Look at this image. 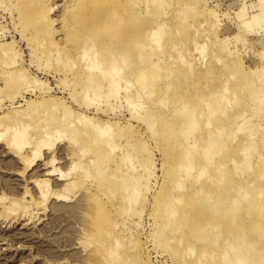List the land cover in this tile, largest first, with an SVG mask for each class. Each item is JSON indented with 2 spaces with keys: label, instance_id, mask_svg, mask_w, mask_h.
<instances>
[{
  "label": "rangeland",
  "instance_id": "obj_1",
  "mask_svg": "<svg viewBox=\"0 0 264 264\" xmlns=\"http://www.w3.org/2000/svg\"><path fill=\"white\" fill-rule=\"evenodd\" d=\"M34 1L35 0H28V2H30L31 4H33ZM52 1L53 0H51L50 2V0H48L46 2V6L49 5L47 8L49 9L50 7L51 9L49 14L47 12V18H43V20L38 23L36 22V20L41 12L40 14H36L31 10H26L24 6L26 2H24L23 0H0V54L6 52L2 50V47H4L3 44L6 45L4 47L6 48L5 50H9L11 48L9 52L7 50L9 56L6 54L5 56H2V54L0 55V74H14V79L10 80V82H8L6 86H4V80L3 83L0 80V117H12L14 115V119H19L18 126L10 125L7 130L6 128H4L6 127V124L3 125V121L2 123L0 121V126H2L0 127V147L7 145L12 136V133L15 130H24V137L27 142V144L21 150L16 149L15 146L10 147V149L8 148L9 150L5 148L0 149V207L2 208L0 209V240L6 244L5 247L0 250V264H90L91 262V264H122L124 262L123 260H126L127 258L128 260H130L129 262H126L127 264H222L223 261H221V259L223 260L225 255H233L236 252L235 249V251L230 249L231 251L228 250L224 252L226 250V243L224 240H227L226 242H228L230 241L232 236H242V238L246 236L245 238L247 239L248 244L250 242L253 243L249 245L250 247L248 246V249L254 247L253 250L251 249L252 251L249 250L246 252L248 254L247 258L251 261L250 264H264V260L263 263H260L259 261L260 259H264V223H261V220H264V213H260L261 209L264 210V79L262 80V78L260 77L261 74H257L256 72L260 68H262L261 70L262 72H264V0H162L159 3L156 2V0H118V2L123 1L122 4L125 3L126 7H128L126 9L127 12L125 10L126 13L123 12L121 14H117L118 18H121H119V20H122L123 22H118L117 24L112 26L113 28L108 31V33L110 32L109 34L106 31V34L105 32H103L105 36L103 37V39H99L98 41L95 40V42L97 43H94L95 49L92 50L96 51L94 53L100 51L102 53L104 49H102V47H100V44L98 43L102 44V41L109 40L108 46L110 47V49L104 50L102 54L105 55L106 53H108V50H111L109 51V53H111L112 50L115 49L113 50V52L115 53V59L119 58L118 66L122 64L121 61H123V58H126L124 62L127 59V62H135L136 58L134 59V57L137 55L136 52L138 53V51L143 49L144 47L145 48L142 50V52L147 53L146 51H148V53H150V51H153L151 54L158 55L152 57V60L150 61L153 62L155 60L161 59L158 60V65L160 68L159 78L161 79V81H163L161 86L164 87L166 82L170 83L171 81L172 87L167 94V97L170 96L169 99H167V106H169L170 108L169 112H166L165 109L162 108V118H154V120H152V123L155 124V126L149 122V119L146 118V116L144 118H141L142 120L137 119V121L136 118L134 119L132 114L129 115V111L131 110V108L128 107L129 105L127 103L125 104V101L129 97L135 99V95L133 93L134 91L126 90L125 93V88L122 87V89L120 90V92H122H119V96H116V92L107 93L103 89H101L102 87H104L102 84L101 88L98 87V89L95 88L92 84L91 86H86L87 83H92V81L98 80L101 76L96 74L97 71H99L98 73H101V70L99 69L97 71L95 69L94 72H80V70L83 68L80 63L86 64V62L89 63V61L93 60L92 50H89L90 53L87 55V57L89 58L86 57L85 59H80L78 56L80 54L79 52L83 53V50H85V48H88H82V46L78 44L82 33L85 31L84 28H91L89 26H92L91 23L89 24V26H86L82 23L86 21L87 23H89L90 21L88 22V20H93L92 22H94L95 18L98 15V11L90 5V0H86L89 5L85 6L80 3L82 0H54L53 3ZM107 1L117 2V0ZM49 2L52 4V7L50 6V4H48ZM89 8H91L92 14L90 13ZM87 9L89 10V12H87ZM178 9L179 11H176ZM82 11H85V13L87 12L86 14L90 13V15L87 16L85 13H81ZM144 12H148L149 14ZM69 13L71 16L69 15ZM130 13H132V15L134 14L139 20L138 27H135L137 29H133L126 24L127 19L131 17ZM127 15L128 17L126 18ZM153 15H155L156 17ZM89 16H92V19ZM44 19L45 24L43 26L42 21H44ZM52 20L55 23H52L51 31H49L48 35L40 37L35 34V29L48 26V24ZM155 22L157 25H165L164 27H162L163 33L161 38L162 42L160 41L159 45L161 46L159 47L160 49L158 47L157 49H155L156 47L151 45L152 40L147 37L144 38L141 36L143 30L146 27H156ZM141 23L143 24V26L140 25ZM194 31H196V33H194ZM114 32L118 33L119 35L115 39L110 40L109 38L112 37V33ZM138 34L140 35V38L135 40ZM132 35L134 36L132 37ZM123 42L126 44H124ZM138 43L142 46L140 45V47H138ZM177 44L178 46H175ZM135 46L141 49L137 50L135 49L137 48ZM171 47L174 49H172ZM181 47L183 49L180 52ZM78 48L82 51L77 50ZM116 48L117 52H115ZM124 49H127L128 53L120 54V51ZM128 49L130 50L128 51ZM175 49L177 50V52H180V57L182 55L181 59H183V64L181 62V59L177 58L179 55H176L177 53L174 52ZM84 52L87 53L88 51L85 50ZM165 53L169 55V58ZM105 56L102 57V55L99 54V58L102 57L100 60L104 59ZM2 57L6 59V62L5 59L4 61L3 59H1ZM107 57L108 56H106V58ZM7 58L9 59L7 60ZM9 60H13L11 62V64L13 63L12 65L10 64ZM187 61L190 63L191 69L187 68ZM124 62L123 65L126 63L124 65V67H127L126 69H128V66L129 69L136 68L137 70H139L140 68L142 70H147L149 68L148 62L142 63L138 66L139 68L136 66L138 65L137 63H132L133 65H135L133 66L131 64L133 66L132 68L130 67L129 62L128 64L127 62ZM79 65L82 67H80ZM121 66L120 68L122 69ZM208 67L210 68V70H213V76L211 77V79H209V77L204 78L201 75H198L196 77L198 71L204 73L208 69ZM100 69H102V71L104 72V69H106L105 65H101ZM126 69L124 68V70ZM20 71L24 74V78L18 81L16 79V74ZM189 71H191V73ZM250 71H253L251 72L252 74L250 73ZM181 73H184V75H180ZM262 77H264V75ZM130 79L132 82V78ZM177 79H179L180 82L176 83ZM224 82L226 83L225 85ZM195 83H197V86L200 85L201 87H197V89L196 87L193 88V85ZM187 84L189 85V88L187 87ZM224 86L228 90L224 94L226 98L223 96L222 100H229L231 102L234 101L235 105L234 103H231L227 107H225L226 110L224 108V115L219 114L218 123L225 121V117L228 121L229 118H232L235 115L244 112V119L246 117L247 120H244L243 118L237 120L232 119L234 121H231V124L228 126V128L230 127V130H228L227 128L228 131L226 130L225 133L223 132V135L225 134L224 137H228L225 140V147L223 151L220 150L217 157L215 156V161L226 162L232 159L231 161L235 162L232 166L231 171L233 179L231 190H233V192L228 191L226 192V195L236 201V205L238 207L236 216L238 219H244L245 222H242L243 224L241 225V227L228 226V220L222 218V215H220L221 217L219 218L216 214H212L210 212L211 209L207 208V206L210 207V205L206 203V210H203L201 213L202 218H196L195 211L198 210V207L195 206L194 209H186V211L188 210V212L190 213L188 214V216L184 217L185 220L183 223L188 225L185 226L183 224L184 227L177 228L176 222L177 220H180L179 217L173 219V221L171 218L168 220L166 219L167 221H165L167 209L163 204V202L165 201V198L163 197L165 191H163V188L165 185H168L166 182L167 175H165L167 171L165 169L168 167V163H170L169 160L175 159V154L168 155V147L164 143V138L168 135L166 133H169L170 131L168 129V122L172 117L170 116V114H173V116L183 114L184 112L189 111V108H191L192 105L194 106L196 101L195 99L186 97L187 102H185L186 99L184 98L183 103L185 102L187 106L189 105V107L186 106V111L185 109H183V112H181L178 111L181 103L179 101H175L177 100L175 96L176 94H179L181 91H183V94L190 97L189 95H191L195 90L201 93L203 91V96L205 98L208 97L207 93L210 89L214 88L218 90L221 87L223 88ZM162 87H159L157 89H160ZM231 91L233 92V94H231ZM253 91H255L256 94ZM16 93L17 95L12 96ZM101 93H104L105 96L101 95ZM129 93L133 94L134 96H129ZM252 93H254L255 95H251ZM99 94L101 96H98ZM232 95L235 96V98ZM257 95H261L260 97H262L263 101L256 104V102L254 101V97H256ZM53 98V104L56 103L60 105L58 108L56 107L58 111L54 106L52 107V102L49 104L42 100H53ZM104 99L107 102L105 101L103 103ZM132 99H127V101ZM73 100H75L76 103H73ZM80 100L83 101L82 105V101ZM109 100L111 101L109 102ZM138 100L139 103L137 102L138 105L135 108L136 116L143 114V110H141L140 108L143 109V107H146L150 103V101H152V98H146L143 96L138 98ZM99 101H101L102 103H99ZM106 104L108 106L111 105L110 108H108ZM43 105H45L46 107L43 108ZM100 106L103 108V110ZM64 107L67 108V113L70 112L69 116L70 114L72 115V117L70 116V119H74V117L77 116L78 112L79 115H81L82 113V115L86 118H90L92 116L91 118L95 119L96 117V119H98L99 121V124H108L109 129L107 134L109 133V131V134L111 136L116 134V132L118 134L116 135V137H114V143L115 145H117V148H119H116L118 151H115V153L113 151V154H110L112 156H110V160L107 163H104V161L102 160L100 161L101 165L103 166L102 169H106V174L104 172L103 174L101 173L102 177L99 178L100 175H96V171L93 169L90 171L91 176H87V178L89 177L91 179L83 178L82 180H80V182H78V184L75 185V188L73 186L70 189H67L66 184L68 181L75 180L74 178H76V174L79 171V167L76 168V170L74 169L75 171H70V166H72L74 163H77L78 166L85 165L84 162H86V160H88L90 156L92 157V154L89 153L83 158L78 156L80 157V159H82L80 160L77 157V152L82 148L83 144H81V141L77 140L76 143H72L71 146V142L69 141L71 139L69 138V136H66L68 137V139H65L64 130L62 131V128L64 129V126L59 123V120L63 118L62 116H65L64 114H62V112L67 114ZM99 107L101 110L99 109ZM20 109L22 110V112L20 111ZM15 110L18 111L17 115H15L16 113H13ZM96 110L99 111L95 112ZM111 111L113 112L111 113ZM174 111L175 113H173ZM20 112L23 113V116L25 114L26 119L25 116L23 119ZM51 117L52 121L53 117H55L54 122H51ZM56 117L59 120H56ZM115 117H117V119H115ZM165 119L166 121L163 122ZM160 121L163 123V126L162 124H160ZM243 121H245L244 124L249 121L248 126H250H242L241 122ZM4 123L6 122L4 121ZM237 124L240 126H238ZM147 125L152 128L154 126V128L151 130ZM237 126L238 128L242 126L244 131H242L243 129L241 130L238 128L236 130ZM42 128H45V131ZM87 128H91L90 125L89 127L87 126ZM56 129L58 130V134L56 132H53ZM149 129L153 131V133L156 132V135H153V133ZM167 129L169 131H167ZM174 130H177V126L171 131L173 132ZM238 130H241L242 132ZM149 131L151 132V135ZM227 132L228 134L230 133V135L234 133V136L236 135V139L233 138V135H229V137L228 134H226ZM46 133H54L55 135H57V137H55L56 140L55 138L50 139V141L52 140L53 142L46 141V143L49 142L48 144H52V149L48 152L47 148L43 147L41 149L42 151H40V153H42L39 157H33L34 155H32L33 158H31L30 155L32 153H30L28 149L30 150V148L38 140H41ZM170 134L172 133L170 132ZM132 135L135 136V140L132 141L133 144L131 143L129 144V146L127 145V140ZM223 135L220 136L222 137V141H224ZM249 136L252 141L254 140L255 143L253 144V147L251 149H248V151H252L255 149L256 151H252V153H250L249 151V154L248 152L244 153V155L246 154L247 156L243 158L244 155L242 156V153L244 152V150L242 151L240 142L247 137L249 138ZM218 141H221V138H219ZM65 144L67 146H65ZM61 147L63 148L61 149ZM129 148H134L132 154L135 153L133 156H130V159L131 157L135 158L133 160L129 159L124 163L118 158H121L122 154L128 151ZM239 151H242V153L239 154ZM191 152L195 154L194 155L191 153L192 156L197 157V150ZM255 154L258 156H256ZM28 157H30L31 159ZM64 158H66V160H64ZM53 159L55 160V163L51 165L49 163V160ZM196 159L197 158H194L193 161L195 162V165H197V163L198 165L193 168L192 172H190V177L188 176V174H185V177L187 175V177L189 178L187 179L186 177L184 181L186 185L184 184V187L191 186L190 183L193 184V181L198 176L202 177H199L200 182H205V180H207V178L212 174L211 168L207 167L205 169L208 174L206 176H201L199 172L202 171L199 170L202 167L203 163L201 161L198 162V160L196 162ZM242 159L249 162H247L249 164L248 171L245 170L242 165L238 167V165L236 164L239 163L240 165V161H242ZM135 161L138 164H136ZM146 165H148V167ZM235 165L237 166L234 167ZM52 166H54L56 169V171L53 172V176L44 175V172H42L41 174L40 172L38 173V168L41 169L40 171H43V169L50 170ZM105 167H107L108 169ZM137 167H139L140 169ZM242 168L245 170V172L242 170ZM145 169L146 171L148 169V171L146 172ZM241 170L244 173H241ZM59 171L68 173L67 180L58 181L56 179V174H58ZM248 172L251 174L248 175ZM198 173L200 175H198ZM240 173L242 175H240ZM234 174H236L237 176H235L238 178H236ZM131 176L137 177L138 181H140V184L138 183L137 186L139 201L135 205L126 203V206L125 202L122 201V198L125 197L124 194L127 195L128 192L133 189L134 181ZM245 176H247V178ZM102 178H108V180L106 186L101 189L103 191L101 192V194L98 193L97 186L99 179ZM41 180L47 181L49 185L48 188L50 187L49 189H45L47 192H49V194L47 195L48 198L43 201L44 203L42 202V200H40L41 198L38 194V191L34 189V187H32V184H30L33 181L41 182ZM57 182L63 183L58 184ZM80 184L82 186H79ZM120 184H124V186L122 185L123 192L121 191L122 189L119 188V186L121 187ZM125 186H127V188ZM125 189H127V191ZM159 190L161 193L159 192ZM239 190L241 192H238ZM54 193L64 195L66 193L68 201H57L56 199H54ZM97 193L101 196H96ZM182 193L183 203L192 205L200 202V198L198 199V197H192L186 191ZM244 193L245 196H247L246 199L244 198V196L242 197ZM80 194L82 196L85 194V197H88L87 200L82 196H79ZM112 194L114 196H112ZM210 194L213 195L212 193ZM219 194L223 198V193ZM103 195H105V197H103ZM89 196L93 197L90 198ZM29 197H31L32 200H30ZM179 197L181 198V196ZM219 200L220 197L217 201L218 207L222 206V200ZM40 201L43 204H41ZM11 202H13L14 204L17 203V206L15 204L13 207L15 210L10 213L15 215L21 214V220H19V223L21 224L12 225L7 222L9 220L8 218L10 214L7 212V207ZM60 203H62L63 205ZM84 207H86L87 211L84 210ZM89 207H92L95 210L92 211V209H89ZM52 208L53 210L56 209L57 211L51 210ZM21 211H24L23 216ZM90 212L93 216H90ZM122 212H124V214ZM102 216L105 217L103 218ZM25 219H28L29 221H25ZM104 219H107L108 221H104ZM187 219H189V222H187ZM190 219H192L193 222H191L192 220ZM89 222L90 224H88ZM103 222H105V224L104 228L102 229H104V231H106L107 233H111V235L95 236L94 233L96 224L100 223V225H102ZM106 222H109V224H107ZM170 222L173 224H171ZM195 222H197L196 224L200 223V225H202V228H200L206 231H211L212 229L210 228L213 227H216V229L217 227L221 228L217 229L218 231L214 228L212 230L213 232H203L204 230L201 229L198 230L199 232L196 229L192 231V228H195ZM234 222H238V220H235ZM168 225L169 227H166ZM109 226L111 228H109ZM83 227H88L86 228L87 231L85 230L84 232L85 228ZM164 227L167 228L165 229V231L162 230V228ZM256 227H258L260 230ZM90 228L91 230H89ZM91 231L94 232L92 233ZM161 231L163 234H165L163 235L164 238L162 237V234H160ZM214 231L218 233L216 234ZM171 232L172 235L169 234ZM104 235H106L105 232ZM156 235L159 236V239ZM227 235L229 236V238H227ZM203 236H205L207 240ZM160 237H162V239ZM156 238L158 240H156ZM114 239L119 243L115 251L116 253H114L116 255H119L117 258L115 257V260L119 259L116 261L113 257L114 254H112L111 252H109L108 254L109 249H111L112 251L115 250L113 248L116 246L111 242L114 241ZM170 239L172 240L171 242ZM163 241L165 243H163ZM179 241L182 244H179ZM101 243H103L102 247ZM188 248L193 250L194 252H190L189 250H187ZM90 249H92V252H89ZM110 254L113 255H111L113 257V260L110 259ZM100 256L102 258L101 261ZM117 261H119V263ZM225 262L227 261H224V263ZM227 264H229V262Z\"/></svg>",
  "mask_w": 264,
  "mask_h": 264
},
{
  "label": "bare ground",
  "instance_id": "obj_2",
  "mask_svg": "<svg viewBox=\"0 0 264 264\" xmlns=\"http://www.w3.org/2000/svg\"><path fill=\"white\" fill-rule=\"evenodd\" d=\"M16 1V0H15ZM24 2H26L25 3V9L26 10H31V11H33L34 13H36V14H40V12H41V14L38 16V18H37V20H36V22H40L41 20H43V18H47V12H48V14H49V12L51 11V9H50V7H49V9L47 8L48 6H46L47 4H46V2L48 1V0H35L34 2H33V4H31L30 2H28V0H23ZM30 1V0H29ZM54 1V0H53ZM53 1H52V3H53ZM63 1V0H62ZM131 1V0H130ZM148 1V0H147ZM160 1H162V0H156V2H160ZM13 2V1H12ZM50 2H51V0H50ZM48 3V4H50V6L52 5L51 3ZM121 2V1H120ZM120 2H118V0H117V2H113V1H110V2H108L107 0H90V5L94 8V9H96L97 11H98V15H97V17L95 18V20H94V22H92L93 20H88V22L89 23H87V21L86 22H84L83 20V22L84 23H82V24H85L86 26L88 25L89 26V24L91 23L92 24V26H89V27H91V28H88V27H85V26H83V27H85L84 28V32L82 33V35H81V38H80V40H79V42H78V44L80 45V46H82V48L84 47H88L87 49L85 48V50H87L88 52L86 53V52H84L85 50H83V53L82 52H79L80 54L78 55L79 56V58L80 59H85L86 57H87V55L90 53V51L89 50H92V49H95L94 47H95V44L97 43V42H95V40H99V39H103V37L105 36V34H106V32L108 33V31L111 29V28H113L112 26H114L115 24H117L118 22H121L120 20H119V18H118V16H117V14H121V13H126L127 12V8L128 7H126V4L124 3V4H122V2L120 3ZM80 3H82V5H89L87 2H86V0H82ZM127 3V2H126ZM11 4H13V3H11ZM184 4V3H183ZM140 6V5H139ZM138 6V7H139ZM52 7V6H51ZM81 9H83V8H81ZM90 9V13H91V8H89ZM88 10V9H87ZM125 10H126V12H125ZM145 11H146V9H145ZM176 11H179V9L178 10H176ZM87 12H89V10L87 11ZM86 12V13H87ZM141 12V11H140ZM81 13H85V11L83 12H81ZM85 13V14H86ZM90 13L89 14H86L87 16L88 15H90ZM144 13H148V12H144ZM209 13V12H208ZM21 14V13H20ZM78 14V13H77ZM92 14V13H91ZM131 14V17H129L128 19H127V22H126V24H127V26H129V27H132L133 29L135 28V27H138V25H139V20L137 19V17L133 14L132 15V13H130ZM142 14V13H141ZM149 14V13H148ZM261 14V13H260ZM47 15V16H46ZM69 15H70V13H69ZM152 15V14H151ZM24 16H25V14H24ZM71 16V15H70ZM153 16H155V15H153ZM180 16V15H179ZM18 17H20V16H18ZM82 17H83V15H82ZM86 17V16H85ZM90 17V16H89ZM128 17V15L126 16V18ZM156 17V16H155ZM45 18V19H46ZM88 18V17H87ZM91 19H92V16L90 17ZM212 18V17H211ZM22 19V18H21ZM45 19H44V21H42L43 22V26H44V22H45ZM51 19V18H50ZM121 19V18H120ZM84 20H86V19H84ZM123 22V21H122ZM121 22V23H122ZM147 22H149V21H147ZM151 22V21H150ZM52 23L54 24L55 22H53V20L48 24V26H46V27H42V28H37V29H35L34 30V32H35V34L37 35V36H40V37H43V36H45V35H48V33H49V31H51V25H52ZM147 24V23H146ZM153 24V23H152ZM155 24H156V22H155ZM39 25V24H38ZM80 25V24H79ZM140 25H142L143 26V24L141 23ZM165 25H157L156 24V27H154V28H148V27H146L144 30H143V32H142V34H141V36L142 37H144V38H149L150 40H152V44L151 45H153L154 47H156L155 49H157V47L159 48V47H161V46H159L160 45V41L162 42V40H161V38H162V27H164ZM201 26V25H200ZM39 27V26H38ZM62 27H64V26H62ZM61 27V28H62ZM118 27V26H117ZM117 27H115V28H117ZM213 27V26H212ZM212 27H210V28H212ZM68 29V28H67ZM135 29H137V28H135ZM139 29V28H138ZM177 29V28H176ZM175 29V30H176ZM62 30H64V29H62ZM80 30H82V29H80ZM115 30V29H114ZM70 31V30H69ZM106 31V32H105ZM112 31V30H111ZM133 31H136V30H133ZM64 32V31H63ZM103 32H105V34L103 33ZM138 32V31H137ZM74 33V32H73ZM76 33V32H75ZM103 33V34H102ZM110 33V32H109ZM108 33V34H109ZM194 33H196V31H194ZM197 33H198V31H197ZM207 33V32H206ZM113 35H112V37L111 38H109L110 40L111 39H115L116 37H118V33H112ZM133 34V33H132ZM103 35V36H102ZM135 35H137V34H135ZM196 35V34H195ZM134 35H132V37H133ZM102 37V38H101ZM121 37H123V36H121ZM168 37V36H167ZM197 37V36H196ZM140 38V35L138 34V36L135 38V40L136 39H139ZM206 38V37H205ZM204 38V39H205ZM127 39H128V37H127ZM142 39V38H141ZM108 41L109 40H107V41H102L103 43L101 44V43H98V44H100V47H102V49H104V50H107V49H110V47L108 46L109 45V43H108ZM151 42V41H150ZM95 43V44H94ZM115 43V42H114ZM124 43V42H123ZM179 43V42H178ZM183 43V42H182ZM39 44H40V42H39ZM97 44V45H98ZM122 44V43H121ZM120 44V45H121ZM124 44H126V43H124ZM139 44V43H138ZM175 44V43H174ZM192 44H193V42H192ZM8 45V44H7ZM135 45V44H134ZM140 45L141 44H139V46L138 47H140ZM219 45V44H218ZM3 46L5 47L6 45L5 44H3ZM11 46V45H10ZM36 46V45H35ZM34 46V47H35ZM38 46H41V45H38ZM77 46V45H76ZM142 46V45H141ZM166 46H168V45H166ZM174 46V45H173ZM175 46H178V44L177 45H175ZM181 46V45H180ZM183 46V45H182ZM194 46V45H193ZM4 47H2L1 49L3 50V51H6V52H4L3 54H2V56H5V54L6 55H8V53H7V50H5L6 48H4ZM33 47V46H32ZM70 47V46H69ZM109 47V48H108ZM135 47H137V46H135ZM135 48V49H141V48ZM195 47V46H194ZM218 47V46H217ZM12 48H13V45H12ZM81 48V49H82ZM99 48V47H98ZM118 48V47H117ZM117 48H116V51L115 52H117ZM145 48V47H144ZM143 48V49H144ZM172 48V47H171ZM180 48V47H179ZM11 49V48H10ZM10 49L8 50V52L10 51ZM44 49V48H43ZM100 49V48H99ZM123 49V48H122ZM143 49H141V50H139L138 51V53L136 52V51H134V52H136V56L134 57V59L136 60L135 62H129L130 63V67H132L133 68V66H135V65H133L134 63L136 64H138V65H136L137 67L139 66V65H141L142 63H145V62H148L149 63V68L146 70V69H139V70H137L136 68V70L135 69H129V66H128V69H126L127 67H124V65L126 64L125 62H127V60L124 62V60L126 59H124L123 58V61H121V67H122V69L120 68V66H118V60H119V58L118 59H115V53L113 52V50H115V49H113L112 50V52L111 53H113V54H111V53H109V51H111V50H108V53H109V55H108V53H106L105 54V52H104V54L106 55V56H108L107 58H106V56L105 55H103L102 53H103V51H102V53H101V51L100 52H97V53H94V52H96V51H94V50H92V61H89V63H87L86 62V64L85 63H83V64H81L80 63V65H82L83 66V68L80 70V72L81 73H86L87 71H89V72H91V71H95V69H96V71L99 69V70H101V73H103V74H101V73H98L99 71H97V73L96 74H98V75H101L100 77H99V79L98 80H94V81H92V83H87V85L86 86H91V84L95 87V88H97L98 89V87L99 88H101V86L103 85L104 87H102L101 89H103L105 92H107V93H115L116 92V96H119V94L122 92H120V90L122 89V87H124L123 89L125 90V93H126V90H132V91H134L133 93H134V95H135V99L133 98H127V99H132V100H129V101H127V99H126V101H125V104L127 103L128 105V107H130L131 108V110L129 111L130 112V114L129 115H131L132 114V116L134 117V119L136 118V120L137 119H141V118H144L145 116H146V118H148L149 119V122L150 123H152V120H154V118H162V113H161V111H162V108L163 109H165V111L166 112H169V106H167V104H168V100L167 99H169V97H167V94L169 93V91H170V89H171V87H172V84H171V81H170V83L168 82H166V84L164 85V87H162L161 85H162V83H163V81H161V79L159 78L160 77V75H159V72H160V68H159V65H158V60H161V59H158V60H155V61H150V60H152V57H154L155 55L156 56H158L157 54H151L152 52L150 51V53H148V51H146L147 53H144V52H142V50ZM160 49V48H159ZM158 49V50H159ZM172 49H174V48H172ZM183 48L181 47V49H180V52H181V50H182ZM77 50H79V48L77 49ZM130 49H128V51H129ZM2 51V52H3ZM12 51V50H11ZM79 51H82V50H79ZM78 52V51H77ZM174 52L175 53H177L176 55L178 56L179 55V51L177 52V50L175 49L174 50ZM228 52V51H227ZM14 53V52H13ZM101 54L102 55V57L103 56H105V58L104 59H102V60H100L101 58H99V54ZM121 53H125V54H127L128 52H127V49H124V50H122V51H120V54ZM163 53V52H162ZM183 53V52H182ZM181 53V54H182ZM0 54V55H1ZM93 54H94V56H93ZM160 54H161V51H160ZM166 54V53H165ZM116 55H117V53H116ZM167 55V54H166ZM9 56V55H8ZM7 56V57H8ZM38 56H39V54H38ZM42 56V55H41ZM123 56H125V55H123ZM168 56V58H169V55H167ZM175 56V55H174ZM176 56V57H177ZM11 57V56H10ZM12 57H13V55H12ZM118 57V56H117ZM162 57V56H161ZM171 57V56H170ZM184 57V56H183ZM87 58H89V57H87ZM128 58H131V57H128ZM178 59L180 58H182V55H181V57H180V55L177 57ZM1 59H3V61H4V57H2ZM9 58H7V60H8ZM43 59V58H42ZM79 59V60H80ZM156 59V58H155ZM173 59H174V57H173ZM14 60V59H13ZM12 60V61H13ZM34 60V59H33ZM68 60V59H67ZM175 60H177V59H175ZM12 61H10L9 60V62H10V64H11V62ZM86 61V60H85ZM189 61H191V60H189ZM5 62H6V59H5ZM8 62V61H7ZM123 62L125 63L124 65H123ZM128 62H127V64H128ZM164 62V61H163ZM181 62H182V64H183V59H181ZM67 63V62H66ZM71 63V62H70ZM76 63V62H75ZM133 63V64H132ZM174 63V62H173ZM185 63V62H184ZM8 64V63H7ZM13 64V63H12ZM11 64V65H12ZM133 66H132V65ZM186 64V63H185ZM77 65V64H76ZM79 65V66H80ZM101 65H105V67H106V69H104V72L102 71V69H100L101 68ZM171 65V64H170ZM6 66H8V65H6ZM78 66V67H79ZM82 66H80V67H82ZM104 67V66H103ZM169 67V66H168ZM171 67V66H170ZM226 67V66H225ZM124 68L126 69V70H124ZM139 68V67H138ZM187 68L188 69H191L190 68V63L187 61ZM170 69V68H169ZM187 69V70H188ZM262 68H260V69H258V71H256L257 72V74H261L262 76L264 75L263 73L264 72H262V70H261ZM1 70V69H0ZM166 70V69H165ZM186 70V71H187ZM10 71V70H9ZM212 71L213 70H210V68L208 67V69L204 72V73H201V71H198L197 72V75H196V77L198 76V75H201V76H203L204 78L206 77V78H208L209 77V79H211V77L213 76L212 75ZM263 71H264V69H263ZM92 72V73H93ZM190 73H191V71H189ZM251 72H253V71H250V73ZM262 72V73H261ZM14 73V72H13ZM185 73V72H184ZM184 73H181L180 75H184ZM219 73V72H218ZM255 73V72H254ZM253 73V74H254ZM94 74V73H93ZM252 74V73H251ZM13 75L14 74H10V73H7V74H5V75H1L0 74V80L2 81V83H3V80H4V82H5V84H4V86H6L7 84H8V82H10V80H12V79H14L13 78ZM77 75V74H76ZM191 75V74H190ZM260 75V77L262 78V80L264 79V77H262ZM16 76H17V80L18 81H20V80H22L24 77V74L20 71V72H17V74H16ZM15 76V77H16ZM256 76V75H255ZM70 77V76H69ZM72 77V76H71ZM179 77V76H178ZM230 77H232V76H230ZM249 77V76H248ZM257 77V76H256ZM74 78V77H73ZM79 78V77H78ZM130 78H132V82H131V79ZM201 78V77H200ZM143 79H144V81H143ZM167 79V78H166ZM65 80V79H64ZM83 80V79H82ZM188 80V79H187ZM218 80V79H217ZM261 80V79H260ZM261 80V81H262ZM17 81V82H18ZM81 81V80H80ZM260 81V82H261ZM16 82V83H17ZM23 82V81H22ZM72 82V81H71ZM177 82H180V80L179 79H177V81H176V83ZM226 82V81H225ZM224 82V85L227 83H225ZM25 83V82H24ZM183 83V82H182ZM19 84V83H18ZM75 84H77V83H75ZM102 84V85H101ZM124 84V85H123ZM200 84V83H199ZM204 84V83H203ZM67 85H69V84H67ZM183 85V84H182ZM205 85V84H204ZM203 85V86H204ZM239 85V84H238ZM19 86H21V85H19ZM208 86V85H207ZM221 86H222V84H221ZM254 86V85H253ZM72 87V86H71ZM159 87H162V88H160V89H157V88H159ZM187 87L189 88V85L187 84ZM194 87H196V89H197V87H201L200 85L199 86H197V83H195L194 85H193V88ZM228 87V86H227ZM236 87V86H235ZM259 87V86H258ZM88 88V87H87ZM185 88V87H184ZM204 88V87H203ZM216 88H218V87H216ZM71 89V88H70ZM183 89V88H182ZM186 89V88H185ZM205 89H206V87H205ZM228 89L224 86L223 88L221 87L220 89H218V90H216V89H214V88H212V89H210L209 90V92L207 93V95H208V97H205L204 98V96H203V91H202V93L201 92H197V91H193V93L191 94V95H189L190 97H188L187 95H185V94H183V91H181L179 94H176V96H175V98L177 99V100H175V101H179L181 104H180V106H179V108H178V111H181V112H183V109H185L186 108V103L185 102H187V98H190V99H195V104H194V106L192 105L191 106V104H190V106H191V108H189V111H186V109H185V111L186 112H184L183 114H179V115H174L173 116V114H170V116H172L171 117V120L168 122L169 123V125H168V129L170 130H168L167 129V131H169V133H166V134H168L167 135V137H165L164 138V143L166 144V146L168 147L167 148V151H168V155H173V154H175V159H172V158H170V159H172V160H169V162L170 163H168V167L165 169L167 172L165 173V175H167V184L168 185H165L164 186V188H163V191H165V193L163 194V197L165 198L164 200V202H163V204H164V206L166 207V209H167V215H166V217H165V221H167L168 219H172V221H173V219H176L177 217H179L180 218V220H177V222H176V226H177V228H182V227H184L183 226V222H184V220H185V218L184 217H186V216H188V214L190 213V212H188V210L186 211V209H194L195 208V206L196 207H198V210L197 211H195L194 213H195V215H196V218L198 219V218H202L201 217V213H202V211L203 210H206V203L207 204H209L210 205V207H208L207 206V208L208 209H211V213L212 214H216L217 215V217H221L220 215H222L223 217L222 218H224V219H227L228 220V226H231V227H233V226H236V227H241V225L243 224L242 222H245V220L244 219H242V218H240V219H238L237 218V216H236V214H237V212H238V207H237V205H236V201L233 199V198H230L229 196H227L226 195V192H228V191H232L233 192V190H231L232 189V185H233V179H232V173H231V171H232V166L234 165V161H222V162H216L215 161V156L217 157L218 156V154H219V152H220V150H222L223 151V149H224V145H225V140L228 138H225L224 137V135H223V132L225 133V131L227 130V128H228V126L231 124V121H234V120H237V119H240V118H243L244 119V114H245V112L244 113H239V114H237V115H235L234 117H232V118H229L228 119V121L226 120V117H225V121H223V122H221V123H218V116H219V114H221V115H224L223 113H224V108L225 107H227L229 104H233L234 103V105H235V102L233 101V102H231V101H229V100H227V101H223L222 99V97L224 96V94L226 93V91H227ZM241 90H243V89H241ZM25 91V90H24ZM100 91V90H99ZM128 91V92H129ZM200 91V90H199ZM233 91V90H232ZM231 91V94H233V92ZM14 92H15V90H14ZM13 92V93H14ZM69 92V91H68ZM73 92V91H72ZM71 92V93H72ZM79 92V91H78ZM104 92V93H105ZM120 92V93H119ZM255 94H256V92L255 91H253ZM9 93V92H8ZM104 93H101V95H104L105 96V94ZM130 93H132V92H130ZM128 94L129 96L131 95V97H132V95L133 94ZM200 93V94H199ZM243 93V92H242ZM254 93H252L251 95H253ZM258 93V92H257ZM173 94V93H172ZM254 94V95H255ZM260 94V93H259ZM15 95H17V93L16 94H13L12 96H15ZM100 94L98 95V96H101ZM111 95V94H110ZM133 95V96H134ZM185 95V96H184ZM94 96H96V95H94ZM126 96V95H125ZM146 97V98H152V101H150V103L146 106V107H143V109L142 108H140L141 110H143V114L141 115H135V108H136V106L138 105V101L140 100H138V98H140V97ZM233 96V95H232ZM261 96V95H260ZM259 95H257L256 97H254V101L256 102V104L257 103H259V102H262L263 101V99H262V97H260ZM70 97V96H69ZM187 97V98H186ZM225 97V96H224ZM234 98H235V96H233ZM101 98V97H100ZM104 98V97H103ZM102 98V99H103ZM186 99L185 100V104L183 103V99ZM207 98V99H206ZM226 98V97H225ZM71 99H73V98H71ZM74 99H75V97H74ZM125 99V98H124ZM249 99V98H248ZM43 101H45V102H47V103H51L52 101H54V98H53V100H45V99H42ZM108 100V99H107ZM146 100V99H145ZM233 100V99H232ZM235 100V99H234ZM80 101H82V100H80ZM103 101V100H102ZM106 100L104 99V101H103V103L105 102ZM111 100H109V102H110ZM118 101V100H117ZM174 101V102H175ZM32 102V101H31ZM33 102H36V101H33ZM75 102V100H73V103ZM107 102V101H106ZM138 102V103H137ZM178 102V103H179ZM194 102V101H193ZM28 103V102H27ZM26 103V104H27ZM76 103V102H75ZM99 103H102L101 101H99ZM172 103V102H171ZM51 104H53V102L51 103ZM83 104V101L81 102V105ZM111 104V103H110ZM177 104V103H176ZM101 105V104H100ZM41 106V105H40ZM59 107L60 105L59 104H53L52 105V107ZM63 106V105H62ZM80 106V105H79ZM92 106V105H91ZM103 106H105V105H103ZM106 106H108L107 104H106ZM111 106V105H110ZM110 106H108V108H110ZM142 106V105H141ZM46 106L45 105H43V108H45ZM81 107V106H80ZM94 107V106H93ZM101 107V106H100ZM100 107H99V109H100ZM187 107H189V105L187 106ZM234 107V106H233ZM56 108V109H57ZM113 108H114V106H113ZM64 109H65V111H66V113L68 112L67 111V108H65L64 107ZM101 109L103 110V108L101 107ZM100 109V110H101ZM104 109H105V107H104ZM139 109V108H138ZM180 109V110H179ZM228 109V108H227ZM230 109V108H229ZM18 110V109H17ZM70 110V109H69ZM80 110V109H79ZM111 110V109H110ZM110 110H108V111H110ZM225 110H226V108H225ZM12 111V110H11ZM20 111L22 112V110L20 109ZM57 111H58V109H57ZM62 111H64V110H62ZM97 111H99V110H96L95 112H97ZM107 111V112H108ZM114 111V110H113ZM113 111H111V113L113 112ZM140 111V110H139ZM177 111V110H176ZM18 111H14L13 113H16L15 115H17L18 113H17ZM20 112V113H21ZM47 112V111H46ZM45 112V113H46ZM70 113V112H69ZM69 113H67V114H65V113H63L62 112V114H64L65 116H62L63 118H61V120H59V119H57V117H56V120H59V123H61L62 124V126H64V129L62 128V131L64 130V133H65V139H68V137H66V136H69V138L71 139V140H69L70 142H71V146H72V143H76V141L77 140H80L81 141V144H83L82 145V148L80 149V151H78L77 153V157L78 156H80L81 158H83V157H85V156H87V154H89V153H91L92 154V157L90 156V158L88 159V160H86V162H84L85 163V165H83V166H78V164L77 163H74L72 166H70V168H69V170L70 171H72V170H76V168H78L79 169V171L77 172V174H76V178H74L75 180H71V181H68L67 182V184H66V187H67V189H70V188H72L73 186H74V188L76 187L75 185L76 184H78V182H80V180H82L83 178H87V176H89L90 175V171L91 170H95L96 171V175H100L99 176V178L100 177H102L101 175L103 174V172L106 174V169L105 170H103L102 169V165H101V160L102 161H104V163H107L109 160H110V156H112V155H110V154H113V151H114V153H115V151H118L117 149H119V148H117V145H115V143H114V137H116V135H118L117 134V132H116V134H114V135H110L109 133H110V131H109V135L107 134V132H108V129H109V126H108V124H105L104 123V125H102V124H99V121H98V119H96V117H95V119L94 118H86V117H84L83 115H82V113H81V115L83 116H81V115H79V112H78V114H77V116L76 117H74V119H70V116L72 117V115L70 114V116H69ZM73 113V112H72ZM91 113V112H90ZM102 113V112H101ZM173 113H175V111L173 112ZM179 113V112H178ZM186 113V114H185ZM3 114V113H2ZM23 113H21V116L23 117V119H24V116H25V114H24V116L22 115ZM59 114V113H58ZM61 114V115H62ZM9 115V114H8ZM28 115V114H27ZM55 115H57V114H55ZM85 115V114H84ZM102 115V114H101ZM107 115V114H106ZM117 115V114H116ZM234 115V114H233ZM44 116V115H43ZM115 116V115H114ZM226 116V115H225ZM14 117V115L12 116V117H6V116H3V117H0V121H1V123H2V121H3V125L4 124H6V127H4V128H6V130L9 128V126L11 125V126H13V125H16V126H18V124H19V119H14L13 118ZM21 117V118H22ZM87 117H88V115H87ZM106 117V116H105ZM236 118V119H235ZM25 119H26V116H25ZM54 119H55V117H53V121H52V117H51V122H54ZM115 119H117V117H115ZM232 119H234V120H232ZM245 119H246V117H245ZM244 119V120H245ZM55 120V121H56ZM133 120V119H132ZM142 120V119H141ZM144 120V119H143ZM145 120H147V119H145ZM247 120V119H246ZM4 121L6 122V123H4ZM45 121V120H44ZM107 121V120H106ZM138 121V120H137ZM166 121V119L163 121V122H165ZM161 122V121H160ZM244 122L245 121H243V122H241L242 124V126L243 125H245V127H246V125H247V127H249L248 126V122L247 123H245L244 124ZM58 123V124H59ZM101 123H102V121H101ZM143 123H145V122H143ZM147 123V122H146ZM233 123V122H232ZM1 124V125H2ZM56 124H57V122H56ZM153 124V123H152ZM158 124V123H157ZM160 124H162V126H163V123L161 122ZM236 124V123H235ZM89 125H90V127L91 128H87V126L89 127ZM117 125V124H116ZM154 126H155V124H153ZM153 125H151V126H153ZM238 125V124H237ZM36 126V125H35ZM62 126H60V127H62ZM148 127H149V125H147ZM154 126H153V128H154ZM166 126V125H165ZM177 126V130H174L173 132L171 131V130H173L175 127ZM238 126H240V125H238ZM238 126L236 127V130H237V128H238ZM242 126L241 127H239L238 129H243L242 128ZM257 126V125H256ZM0 127H2V126H0ZM50 127V126H49ZM83 127H85V128H83ZM132 127V126H131ZM232 127V126H231ZM264 127V126H263ZM58 128H59V126H58ZM116 128V127H115ZM122 128V127H121ZM146 128V127H145ZM151 130L153 129L152 127H149ZM167 128V127H166ZM230 128V127H229ZM228 128V130H230ZM42 129H44V131H45V128H42ZM51 129V128H50ZM111 129V128H110ZM148 129V128H147ZM149 129V130H150ZM232 129V128H231ZM248 129V128H247ZM4 130V129H3ZM39 130V129H38ZM48 130V129H47ZM116 130V129H115ZM125 130V129H124ZM150 130V131H151ZM192 130H196V131H192ZM227 130V131H228ZM241 130H238V131H241ZM252 130V129H251ZM58 130L56 129L55 131H53V132H56L57 134H58V132H57ZM149 131V132H150ZM242 131H244V129L242 130ZM241 131V132H242ZM250 131V130H249ZM113 132V131H112ZM121 132V131H120ZM152 133H153V131H151ZM151 132H150V135H151ZM170 132L172 133V134H170ZM189 132H191V133H189ZM230 132V131H229ZM233 132V131H232ZM235 132H237V131H235ZM255 132V131H254ZM264 132V131H263ZM155 133V134H154ZM153 133V135H156V132H154ZM158 133V132H157ZM188 133V134H187ZM260 133V132H259ZM262 133V132H261ZM63 134V133H62ZM61 134V135H62ZM165 134V133H164ZM226 134H228V132L226 133ZM250 134V133H249ZM248 134V135H249ZM54 133H46V134H44V137L41 139V140H38L31 148H30V150L28 149V151L30 152V153H32L31 155H30V157L31 158H33V157H35V156H37V157H39L40 156V154L42 153H40V151H42L41 149L43 148V147H46L47 148V151L49 152L52 148V144H48V143H46V141H50V139H54L55 137H57V135H55ZM107 135V136H106ZM223 135V139H224V141H222V137H220V136H222ZM230 135V133L228 134V136ZM232 135H233V138L234 139H236L235 138V136H234V133H232ZM232 135H230V136H232ZM143 136V135H142ZM229 136V137H230ZM33 137H35V136H33ZM58 137H59V135H58ZM134 135H132V136H130V138H128V140H127V145H129V144H131L132 143V141H134L135 139H134ZM150 137V136H149ZM155 137V136H154ZM140 138V137H139ZM219 138H221V141H218V139ZM232 138V139H233ZM249 138H250V136H249ZM248 137L246 138V139H244V140H242L241 142H240V146H241V149H242V151L244 150V152L242 153V151L239 153V154H241L242 153V156L244 155V153H247L248 152V154H249V151H250V153H252V151H256V149L255 150H249L248 151V149H251L252 147H253V144L255 143L254 142V140L252 141L251 140V138L249 139ZM58 139V138H57ZM60 139V138H59ZM55 140H56V138H55ZM55 140H54V142H55ZM137 140V139H136ZM125 141V140H124ZM229 141V140H228ZM227 141V142H228ZM233 141V140H232ZM50 142H53L52 140L50 141ZM65 143V142H64ZM141 143H143V142H141ZM140 143V144H141ZM27 144V142H26V140H25V137H24V130H18V131H14L13 133H12V136H11V138H10V140L8 141V143H7V145L6 146H3V147H0V149H3V148H5V149H7V150H9L10 149V147H16V149H22L25 145ZM133 144V143H132ZM137 144V143H136ZM75 145V144H74ZM73 145V146H74ZM144 145V144H143ZM245 145V146H244ZM65 146H67L66 144H65ZM70 146V145H69ZM130 146V145H129ZM262 146V145H261ZM139 147V146H138ZM142 147V146H141ZM141 147H140V149H141ZM254 147H256V146H254ZM9 148V149H8ZM63 147H61V149H62ZM73 148V147H72ZM117 148V149H116ZM143 148H145V147H143ZM230 148V147H229ZM66 149V148H65ZM133 149L134 148H129V150L128 151H126V152H124L123 154H122V156H121V158H118V159H120V161H123L124 163L126 162V161H128L129 159H130V156L132 155H134L135 153H133L132 154V152H133ZM193 149V150H192ZM7 150H5V151H7ZM27 150V149H26ZM46 150V149H45ZM71 150V149H70ZM189 150H191V151H196L197 150V157H195V156H192V154H194L193 152H191V151H189ZM57 151V150H56ZM59 151V150H58ZM66 151H68V150H66ZM75 151V150H74ZM60 152V151H59ZM61 152H62V150H61ZM144 152H145V150H144ZM54 153V152H53ZM67 153H69V152H67ZM192 153V154H191ZM146 154V153H145ZM32 155H34L33 157H32ZM61 155V154H60ZM69 155V154H68ZM143 155H144V153H143ZM195 155V154H194ZM256 155V154H255ZM15 156V155H14ZM21 156H23V155H21ZM63 156V155H62ZM118 156H119V154H118ZM140 156V155H139ZM138 156V157H139ZM147 156V155H146ZM241 156V155H240ZM239 156V157H240ZM247 155L245 154L244 156H243V158H245ZM249 156V155H248ZM256 156H258V155H256ZM30 157H28V158H30ZM42 157V156H41ZM49 157V156H48ZM47 157V158H48ZM80 157H78L79 159H80ZM144 157V156H143ZM197 158L196 159V162H197V160H198V162L199 161H201L202 163H203V165H202V167L200 168V170L199 171H202V172H199L200 174H201V176H206L207 174H208V172L206 171V169L205 168H211V170H212V174H211V176H209L208 178H207V180H205V182H200L199 181V179L200 178H202V177H200V176H198L194 181H193V184L192 183H190L191 184V186H189V187H184V181H185V179H186V177H187V175H186V177H185V174H188V176L190 177V172H192V170H193V168H195L197 165H198V163H197V165H195V162L193 161V159L194 158ZM220 157V156H219ZM235 157V156H234ZM27 158V159H28ZM30 158V159H31ZM135 157H131V159L133 160ZM248 158V157H247ZM260 158H262V157H260ZM26 159V158H25ZM56 159V158H55ZM86 159V158H85ZM130 159V160H131ZM249 159V158H248ZM48 160V159H47ZM64 160H66V158H64ZM80 160H82V159H80ZM80 160H78V161H80ZM257 160V159H256ZM75 161H77V160H75ZM64 162V161H63ZM74 162V161H73ZM129 162H132V161H129ZM134 162V161H133ZM138 162V161H137ZM248 161H244L243 159H242V161H240V165H239V163H236L237 165H238V167L239 166H241L242 165V167H244V169L245 170H247L248 171V166H249V162L247 163ZM49 163L51 164V165H53L54 163H55V160L53 159V160H49ZM83 163V162H82ZM121 163V162H120ZM135 163H136V161H135ZM149 163V162H148ZM227 163H229V164H227ZM118 164V163H117ZM133 164V163H132ZM136 164H138V163H136ZM263 164H264V162H263ZM23 165V164H22ZM134 165V164H133ZM149 165V164H148ZM148 165H146L147 167H148ZM164 165V164H163ZM237 165H235L234 167H236ZM256 165V164H255ZM150 166V165H149ZM117 167H119V166H117ZM123 167H124V165H123ZM122 167V168H123ZM126 167V166H125ZM135 167V166H134ZM230 167H231V169H230ZM238 167H237V169H238ZM264 167V166H263ZM37 168V167H36ZM105 168H107V167H105ZM137 168H139V167H137ZM164 168V167H163ZM198 168V167H197ZM108 169V168H107ZM114 169V168H113ZM119 169V168H118ZM117 169V170H118ZM140 169V168H139ZM243 168H242V170L245 172V170H244ZM258 169V168H257ZM9 170V169H8ZM38 173L40 172V174L42 173V172H44V175H49V176H53V172L54 171H56V169H55V167L54 166H52L51 167V169L50 170H44L43 169V171H40L41 169H39L38 168ZM74 170V171H75ZM116 170V171H117ZM136 170V169H135ZM164 170V171H165ZM242 170H241V173H244V172H242ZM35 171V170H34ZM145 171H146V169H145ZM147 171H148V169H147ZM146 171V172H147ZM185 173H184V172ZM207 172V173H206ZM249 172H250V169H249ZM247 173L248 175L249 174H251V173ZM37 173V174H38ZM58 173V172H57ZM102 173V174H101ZM124 173V172H123ZM140 173V172H139ZM143 173V172H142ZM198 173V175H200ZM204 173H206V174H204ZM240 173V175H242ZM104 174V175H105ZM121 174V173H120ZM148 174V173H147ZM146 174V175H147ZM203 174V175H202ZM57 175V180L58 181H60V180H62V181H65V180H67V177H68V173L67 172H60L59 171V173L58 174H56ZM236 174H234V176H235ZM245 175H246V173H245ZM91 176V175H90ZM130 176V175H129ZM233 176V177H234ZM237 176V175H236ZM235 176V177H236ZM149 177V176H148ZM148 177H146V178H148ZM189 177H187V179L189 178ZM200 177V178H199ZM246 178H247V176H245ZM131 178H133V181H134V185H133V189H131V191H129L128 192V194L127 195H125L124 194V196L125 197H123L122 198V201L123 202H125V204L126 203H129V204H131V205H135L138 201H139V193H138V190H137V186H138V183L140 184V181H138V179H137V177H134V176H131ZM146 178H144V179H146ZM236 178H238V177H236ZM87 179H91V178H87ZM86 179V180H87ZM92 179H93V177H92ZM110 179V178H109ZM122 179H123V177H122ZM95 180V179H94ZM93 180V181H94ZM107 180H108V178H102V179H99V181H98V186H97V188H98V193H101V192H103L101 189L104 187V186H106V183H107ZM141 180V179H140ZM166 180V179H165ZM164 180V181H165ZM238 180V179H237ZM246 180V179H245ZM52 181H53V179H52ZM92 181V182H93ZM124 181V180H123ZM251 181H253V180H251ZM28 182V181H27ZM56 183V182H55ZM58 183V182H57ZM59 183H63V182H59ZM58 183V184H59ZM66 183V182H65ZM126 183V182H125ZM124 183V184H125ZM146 183V182H145ZM246 183V182H245ZM30 184H32V187H34V189H36L37 191H38V194L40 195V200H42V202L43 201H45L46 200V198H48L47 197V195L49 194V192H47L45 189L46 188H48V182L47 181H42L41 180V182H39V181H33L32 183H30ZM57 184V185H58ZM124 184H120L121 185V187L119 186V188H121L122 189V185L124 186ZM249 184H251V183H249ZM56 185V184H55ZM91 185V184H90ZM127 185H128V183H127ZM186 185V184H185ZM79 186H82L81 184L79 185ZM93 186V185H92ZM61 187V186H60ZM126 188H127V186H125ZM124 187V188H125ZM141 187H142V185H141ZM143 187H145V186H143ZM50 188V187H49ZM48 188V189H49ZM87 188V187H86ZM243 188V187H242ZM88 189V188H87ZM95 189V188H94ZM120 189V190H121ZM130 189V188H129ZM239 189V188H238ZM63 190H64V187H63ZM73 190H75V189H73ZM108 190V189H107ZM126 191H127V189H125ZM53 191H54V189H53ZM95 191V190H94ZM119 191V190H118ZM118 191H117V193H118ZM122 192H123V189L121 190ZM187 192L188 194H190L192 197H198V199L200 198V202H198L197 204H187V203H183V193L182 192ZM58 192V191H57ZM60 192V191H59ZM62 192V191H61ZM65 192V191H64ZM107 192V191H106ZM109 192V191H108ZM125 192V191H124ZM159 192H160V190H159ZM231 192V193H232ZM238 192H241L240 190L238 191ZM34 193H36V192H34ZM53 193V192H52ZM84 193H86V192H84ZM98 193L96 194V196L98 195ZM114 193V192H113ZM143 193V192H142ZM161 193V192H160ZM210 193H212L213 195H211ZM219 193H223V198H222V196L219 194ZM235 193V192H234ZM51 194V193H50ZM79 194V193H78ZM82 194H83V192H82ZM102 194V193H101ZM109 194V193H108ZM24 195V194H23ZM92 195H93V193H92ZM100 195V194H99ZM99 195H98V197H99ZM220 195V196H219ZM235 195V194H234ZM237 195H239V194H237ZM25 196V195H24ZM55 196V197H54ZM54 199H56L57 201L59 200V201H65L66 200V202L68 201L67 200V197H66V193H65V195L64 194H59V193H54ZM70 196V195H69ZM72 196V195H71ZM79 196H82L81 194L79 195ZM86 195L84 194L82 197L84 198V199H86L87 200V198L85 197ZM87 196H88V194H87ZM101 196V195H100ZM112 196H114L113 194H112ZM179 196H181V198L179 197ZM236 196V195H235ZM244 196V198L246 199V197L247 196H245V193L242 195V197ZM65 197H66V199H65ZM74 197H76V196H74ZM90 197V196H89ZM93 197V196H92ZM92 197H90V198H92ZM103 197H105V195H103ZM220 197V200H222V203H221V205L222 206H217V201H218V198ZM241 197V198H242ZM1 198V197H0ZM97 198V197H96ZM240 198V199H241ZM243 198V199H244ZM28 199V198H27ZM29 199L30 200H32V198L31 197H29ZM28 199V200H29ZM74 199H76V198H74ZM80 199H81V197H80ZM4 200V199H3ZM219 200V201H220ZM1 201V200H0ZM52 201H53V199H52ZM51 201V202H52ZM55 201V200H54ZM107 201V200H106ZM238 201V200H237ZM29 202V201H28ZM87 202V201H86ZM242 202V201H241ZM40 203H41V201H40ZM44 203V202H43ZM43 203H41V204H43ZM57 203H59V202H57ZM16 204V206H17V203H15ZM13 202H11V203H9V205H8V207H7V212L8 213H10V212H12L13 210H15L13 207H14V205H15ZM60 204H62V203H60ZM60 204H58V205H60ZM64 204H65V202H64ZM160 204V203H159ZM34 205V204H33ZM58 205H57V207H58ZM63 205V204H62ZM106 205V204H105ZM85 206H87V205H85ZM91 206V205H90ZM107 206V205H106ZM126 206H127V204H126ZM18 207H19V204H18ZM64 207V206H63ZM111 207V206H110ZM85 209V211H87L86 210V207H84ZM88 208V207H87ZM93 208H94V206H93ZM92 207H89V209H92V211L93 210H95V209H93ZM123 208V207H122ZM128 208V207H127ZM0 209H2L1 207H0ZM28 209V208H27ZM26 209V210H27ZM65 209H66V206H65ZM129 209V208H128ZM25 210V209H24ZM51 210H53V208L51 209ZM56 210V209H55ZM55 210H53V211H55ZM124 210V209H123ZM52 211V212H53ZM57 211V210H56ZM91 211V212H92ZM103 211H105V210H103ZM15 212H17V211H15ZM22 212V211H21ZM31 212V211H30ZM33 212V211H32ZM36 212V211H35ZM41 212V211H40ZM90 212V216H93L92 215V213ZM162 212V211H161ZM8 213H6V214H8ZM14 213V212H13ZM23 213H24V211L22 212V216H23ZM106 213H107V211H106ZM123 214H124V212H122ZM260 213L262 214V213H264V210L263 209H261L260 210ZM25 214H27V213H25ZM53 214V213H52ZM33 215V214H32ZM95 215V214H94ZM104 215V214H103ZM26 216V215H25ZM101 216V215H100ZM115 216H117V215H115ZM165 216V215H164ZM214 216V215H213ZM103 217V216H102ZM105 217V216H104ZM103 217V218H104ZM127 217H128V215H127ZM134 217V216H133ZM247 217V216H246ZM35 218V217H34ZM85 218V217H84ZM92 218V217H91ZM107 218V217H106ZM126 218V217H125ZM9 220L7 221V222H9L10 224H21V223H19V220H21V214L20 215H15V214H12V213H10L9 214V218H8ZM116 219V218H115ZM167 219V220H166ZM22 220H24V219H22ZM108 221L107 219H104V221ZM152 220V219H151ZM188 220V221H187ZM186 221L187 222H189V219H187ZM190 220H192V219H190ZM235 220H238V222H234ZM25 221H29L28 219H25ZM116 221V220H115ZM164 221V222H165ZM185 221V222H186ZM2 222H4V221H2ZM186 222V223H187ZM191 222H193V220L191 221ZM107 223V222H106ZM111 223V222H110ZM167 223V222H166ZM171 223V222H170ZM197 222H195V228H192V231L194 230V229H196L197 231L198 230H200L202 227V225H200V223H198V224H196ZM261 223H264V220L262 219L261 220ZM1 224V223H0ZM24 224V223H23ZM88 224H90V222L88 223ZM104 224H105V222H103L102 223V225H100V223H98V224H96V229H95V233H94V235L95 236H97V235H100V236H108V235H111V233H107L106 231H104V229H102V228H104ZM107 224H109V222L107 223ZM165 224V223H164ZM171 224H173V223H171ZM170 224V225H171ZM260 224V223H259ZM167 225V224H166ZM185 226H187L188 224H184ZM191 225V224H190ZM258 225V224H257ZM256 225V226H257ZM113 226V225H112ZM1 227V226H0ZM125 227V226H124ZM166 227H169V225L168 226H166ZM189 227V226H188ZM187 227V228H188ZM201 227V228H200ZM212 227V226H211ZM83 228H85L84 229V232H85V230L87 231V229L86 228H88V227H83ZM106 228V227H105ZM109 228H111L110 226H109ZM115 228V227H114ZM176 228V229H177ZM210 228V227H209ZM208 228V229H209ZM216 229V227H213V228H210V229ZM221 227H217V229H220ZM257 229H259L258 227H256ZM124 229V228H123ZM128 229V228H127ZM165 229H167V228H162V230H164L165 231ZM216 229V230H217ZM89 230H91V228L89 229ZM201 230H204V229H201ZM211 230V231H212ZM260 230V229H259ZM167 231V230H166ZM176 231V230H175ZM206 230H204L203 232H205ZM208 231V230H207ZM206 231V232H207ZM211 231H208V232H211ZM218 231V230H217ZM250 231V230H249ZM17 232V231H16ZM88 232H90V231H88ZM87 232V233H88ZM92 232V231H91ZM94 232V231H93ZM92 232V233H93ZM104 232L106 233V235H104ZM123 232V231H122ZM127 232V231H126ZM199 232V231H198ZM213 232V231H212ZM215 233H216V231H214ZM251 232V231H250ZM253 232V231H252ZM91 233V234H92ZM159 233V232H158ZM158 233H157V235H158ZM195 233H196V231H195ZM218 233V232H217ZM216 233V234H217ZM124 234V233H123ZM129 234V233H128ZM160 234H162V237H163V235H165V234H163L162 233V231L160 232ZM169 234H171L172 235V232L171 233H169ZM243 234V233H242ZM247 234V233H246ZM16 235V234H15ZM89 235V234H88ZM156 235V236H157ZM174 235V234H173ZM205 235V234H204ZM214 235V234H213ZM212 235V236H213ZM19 236V235H18ZM90 236V235H89ZM228 236V235H227ZM17 237V236H16ZM159 236H157V238H158ZM162 237H160L161 239H162ZM203 237H205V236H203ZM208 237V236H207ZM215 237V236H214ZM246 237V236H245ZM242 238V236L241 237H234V236H232V238L230 239V241H228V242H226L227 240H224L225 241V243H226V250L224 251V252H226V251H228V250H236V252L233 254V255H231V254H229V255H225L224 256V258H223V260L221 259V261H223L222 262V264H227L228 262H229V264L231 263V264H250L251 263V261L247 258L248 257V254L246 253L247 251H249V250H253V248H249L248 249V246L250 245V244H253V243H249L248 244V242H247V239L246 238ZM91 238H92V236H91ZM156 238V240H158ZM164 238V237H163ZM206 238V237H205ZM227 238H229V236L227 237ZM216 239V238H215ZM257 239H258V236H257ZM93 240V239H92ZM165 240H166V238H165ZM179 240H181V239H179ZM206 240H207V238H206ZM229 240V239H228ZM172 240L170 239V242H171ZM203 241H204V239H203ZM213 241V240H212ZM216 241V240H215ZM255 241V240H254ZM112 242V244L113 245H115L116 247H114L113 249H115V250H111V249H107L108 250V254H109V252H111L112 254H114V253H116L115 251H116V248H117V245L119 244L118 243V241L117 240H115L114 239V241H111ZM159 242V241H158ZM163 243H165L164 241H163ZM162 244V243H161ZM179 244H182V243H180V241H179ZM5 243H3L1 240H0V250L1 249H3V247H5ZM98 245H99V243H98ZM102 245H103V243H101V247H102ZM164 246V245H163ZM250 247V246H249ZM8 248V247H7ZM87 249V248H86ZM94 249V248H93ZM135 249V248H134ZM193 249V248H192ZM84 250V249H83ZM92 249H90V251L89 252H92L91 251ZM183 250V249H182ZM187 250H189L190 252H192L193 250H191V249H187ZM230 250V251H231ZM234 250V251H235ZM251 250V251H252ZM259 250V249H258ZM141 251V250H140ZM256 251V250H255ZM254 251V252H255ZM194 252V251H193ZM4 253V252H3ZM6 253V252H5ZM88 253V252H87ZM107 253V252H106ZM249 253V252H248ZM253 253V252H252ZM112 254H110V256L112 255ZM190 254V253H189ZM256 254V253H255ZM116 254H114V260H115V257L117 258L119 255H116ZM182 255H183V253H182ZM185 255V254H184ZM202 255V254H201ZM204 255H205V253H204ZM231 255V256H230ZM99 256V255H98ZM97 256V257H98ZM109 256V255H108ZM110 257V259H112L113 257ZM3 257V256H2ZM97 257H96V259H97ZM204 257V256H203ZM100 258H101V256H100ZM99 258V259H100ZM120 258V257H119ZM95 259V260H96ZM98 259V260H99ZM225 259V260H224ZM98 260H97V262H98ZM102 260V258L100 259V261ZM113 260V259H112ZM116 260H119V259H116ZM115 260V261H116ZM121 260V259H120ZM126 260H128V258L126 259ZM126 260H123L122 262V264H125L126 262H129L130 260H128V261H126ZM182 260V259H181ZM263 260L264 259H260L259 261H260V263L262 262L263 263ZM111 261V260H110ZM114 261V262H115ZM197 261H198V259H197ZM224 261H227V262H225L224 263ZM112 262V261H111ZM118 263H119V261H117ZM116 262V263H117ZM92 263V262H91ZM90 263V264H91ZM96 263V262H95ZM103 263H104V261H103ZM127 264V263H126Z\"/></svg>",
  "mask_w": 264,
  "mask_h": 264
}]
</instances>
